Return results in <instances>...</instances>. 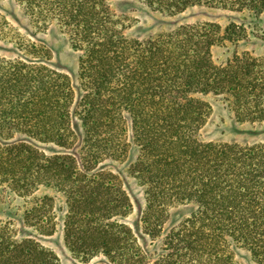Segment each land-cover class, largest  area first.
<instances>
[{
    "label": "trees",
    "instance_id": "obj_1",
    "mask_svg": "<svg viewBox=\"0 0 264 264\" xmlns=\"http://www.w3.org/2000/svg\"><path fill=\"white\" fill-rule=\"evenodd\" d=\"M117 1L120 6L144 4L168 16L197 6L264 13V0ZM15 2L34 26L46 30L55 23L68 36L80 54L83 94L76 100L68 78L40 64H0V136L19 133L66 149H78L79 137V147L85 144L93 149L89 156L102 157L118 153L122 140L97 134L106 129L120 132L122 123L128 121L140 146L136 166L148 185V212L154 213L156 224L160 214L175 204H198L186 225L168 239L167 255L173 257L176 251L194 264H231L220 247L241 243L257 264H264V149L201 145L195 133L204 103L192 97L226 94L237 112L244 109L243 103L250 105L243 112L247 120L263 121L264 92L256 89L255 74L244 67L237 71L243 74L237 81L233 80L235 73L214 67L206 50L216 39L198 36L192 28L145 40L126 36L122 24L126 16L124 12L118 16L110 0ZM0 41L25 55H44L42 48L16 34L1 14ZM74 137L76 142H72ZM21 143L0 142V183H9L11 192L27 194L49 186L50 173L65 185L78 180L68 155L47 160L39 150ZM73 155L77 166L79 162L87 172L91 161ZM92 191L82 201L74 190L66 194L71 214L64 231L69 250L76 254L78 208L95 198ZM0 264L59 263L38 242L13 240L10 230L2 227Z\"/></svg>",
    "mask_w": 264,
    "mask_h": 264
},
{
    "label": "rangeland",
    "instance_id": "obj_2",
    "mask_svg": "<svg viewBox=\"0 0 264 264\" xmlns=\"http://www.w3.org/2000/svg\"><path fill=\"white\" fill-rule=\"evenodd\" d=\"M110 5L118 16L124 12L126 18L122 24L130 38L145 40L160 33L192 28L198 36L216 39L211 49L206 50L213 66L235 73L233 80L237 81L243 77L237 71L246 67L258 79L256 89L264 92V13L197 6L168 16L137 2L120 6L117 0H110ZM0 14L16 34L44 50L43 57L36 58L0 41V64L15 61L40 64L62 74L68 78L78 100L83 94L80 54L62 29L55 23L46 30L34 26L15 0H0ZM192 97L204 103L202 121L195 133L201 145L233 144L240 150L264 149V120H247L243 112L251 109L249 104L243 103V111L237 112L226 94ZM121 129L120 132L106 129L97 134L122 140L118 153L102 157L89 156L93 149H87L85 144L79 147L82 145L79 137L78 149H66L54 143L30 140L19 133L1 135V143L22 142L30 149L39 150L47 160L68 155L78 180L65 185L54 180L50 173L49 186L27 194L13 193L9 183H0V229L10 230L13 240L33 239L54 254L59 264H194L181 259L176 251H172L173 257L167 252L168 239L186 225L199 209L198 204L196 201L175 204L160 214V225L156 224L154 213L148 212V185L140 178L136 166L141 158L140 146L132 137L130 122L122 123ZM72 142H76L75 137ZM76 153L78 159L81 156L86 162L91 161L87 172L79 162L77 166L73 155ZM68 190H74L81 201L90 190L96 194L78 208L77 254L69 250L64 231L65 220L71 214L66 197ZM146 220L151 225L146 226ZM177 246L175 243L174 248ZM220 249L231 258V264H257L241 243H229Z\"/></svg>",
    "mask_w": 264,
    "mask_h": 264
}]
</instances>
